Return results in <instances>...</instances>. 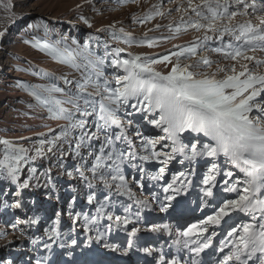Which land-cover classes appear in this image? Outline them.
<instances>
[{"label":"rangeland","instance_id":"374dc122","mask_svg":"<svg viewBox=\"0 0 264 264\" xmlns=\"http://www.w3.org/2000/svg\"><path fill=\"white\" fill-rule=\"evenodd\" d=\"M202 4L203 0H0V37L7 34L6 47L0 50V60L7 61L0 69V140L7 141L11 149L26 150L14 152L8 145L0 144V264H117L116 259H120L118 264L127 259L133 264H163L166 260L163 247L174 264H182L184 257L175 260L176 252H188L197 259L189 249L197 246L192 241L200 239L199 235H180L192 225L207 228L205 237L216 233L212 243L218 261L208 264H217L229 254L230 247L226 246L218 255L220 241L230 246L232 240L227 232L250 218L232 212L218 227L203 224L226 200L240 195L226 189L236 180L246 179L238 169L225 163L223 156L205 155L183 161L185 155L173 152L174 145L168 139H162V147L151 146L149 140L165 136L148 122L159 113L148 116L137 109L122 107L117 116L123 135L117 140L121 128L98 129V123L102 122L95 115L87 117L85 129L72 128L68 120L50 118V106L41 105L32 95L39 89L57 87L62 92L55 94V98L67 99L63 93L78 94L79 85L89 76L100 85V93L105 88L115 90L122 86L117 83L118 78L126 75L119 62L135 56L142 61L170 57L169 61L154 65L156 71L167 75L177 62L174 53L193 47L197 49L195 53L185 52L179 58L181 66L196 65L202 58L212 63H201L191 71L207 73L209 77L215 73V79L222 80L225 73L218 68L235 66L239 72L241 65L248 63L256 74L264 75V66L257 68L254 61L240 58L233 61L211 51L235 41L227 34L221 40L219 35L206 32L207 21L191 10L196 7L197 11H204L197 7ZM236 7L243 8L234 6L229 11ZM258 15L264 12L253 14L249 9L248 14L220 21L215 27L223 24L235 29L247 23L259 27ZM192 23L203 27L197 31L191 27ZM205 35L212 40L202 43ZM37 41L55 45L61 52L67 49L82 53L75 60L79 68L62 63L60 56L41 48ZM246 55L264 60V52ZM101 58L104 63L96 66L100 71L97 79L96 71L85 65L88 59ZM87 91L97 101L101 99L95 89L89 87ZM29 96L31 99L24 101ZM258 100L264 102V93ZM133 103L136 101H129ZM79 104L81 109L93 107L83 101ZM62 106L75 113L74 122L84 119L71 105ZM82 131L96 135L90 141H81ZM193 135L185 132L179 137L182 145H188L184 149L186 155H191V145L197 141L201 142L197 144L198 151L202 150V143H212L202 135L196 138ZM153 152H163L169 158L153 156ZM108 154L112 160L107 159ZM214 164L219 171L209 173ZM195 170L196 198L186 194L188 217L177 219L176 210ZM229 171L233 173L231 178L224 174ZM206 175H214L215 180L206 185ZM207 188L212 189V198L204 196ZM205 201L210 206L206 207ZM16 204L19 207L13 206ZM195 231L198 234L201 229ZM127 232L132 235L131 243ZM156 235L167 236L166 246L149 242Z\"/></svg>","mask_w":264,"mask_h":264},{"label":"snow or ice","instance_id":"6c2138e0","mask_svg":"<svg viewBox=\"0 0 264 264\" xmlns=\"http://www.w3.org/2000/svg\"><path fill=\"white\" fill-rule=\"evenodd\" d=\"M241 5L243 6L242 10L236 7L235 10L229 11L230 8ZM197 7L204 11H197L196 7L191 10L200 19L207 21L206 32L219 35L221 40L227 34L232 36L235 41V43L225 44L223 48H212V52L222 53L233 61L238 58L248 62L254 61L257 68L264 66V60L246 55L247 52H264V15L257 16L259 27L251 23L240 24L235 29L223 24L219 28L215 27L220 21L232 20L238 15L248 14L249 9L253 14L258 11L264 12V3H257L255 0L250 4L246 3V0H223V2L221 0H203V4ZM191 27L199 31L203 25L192 23ZM179 30V27L175 29L177 32ZM236 32L238 34H235ZM210 40L212 37L205 35L202 38V43ZM37 43L41 48L47 49L49 53L60 56L62 63L79 68V65L75 64V60L78 56L83 55L82 53H74L67 49L61 52L55 45L40 41ZM196 51L197 49L193 47L174 53L177 62L167 75L156 71L154 65L169 61L170 57L168 56L156 60L145 58L143 61L141 57L135 56L131 60L120 61L119 65L124 68L126 75L118 78L117 83L122 86L115 90L105 88L104 92L100 93V85L89 76L85 83L79 85L78 94L63 93L67 99L55 98V94L62 92L57 87L39 89L32 95L36 96L41 105L50 106V118L68 120L72 128L85 129L87 117L93 115L102 122L98 123V129L107 131L112 126L121 128V134L116 136L117 140H120L123 135L122 124L117 116L122 107L137 109L139 112L147 113L148 116H155L159 113L156 119L148 122L165 133L161 139L171 141L174 145L173 152L184 154L185 159L190 161L195 160L198 156L201 158L205 155L213 158L223 156L225 163H230L233 168L238 169L246 179L236 180L226 189L230 192H239L240 195L237 199L226 200L214 215L208 216L203 221V224L218 227L220 221L224 217L230 216L232 212L243 213L250 220L247 223L233 226L227 232V237L232 240L230 246L224 240L220 241L219 251L223 252L227 246L230 247V252L218 264H230L232 261H235V264H250V262L251 264H264V102L258 100L264 93V75L256 74L250 69L248 63L242 64V70L239 72L235 66L230 69L218 68L219 72L225 73V78L222 80L215 79V73L209 77L207 73L191 71L193 68H199L201 63L210 65L212 61L207 58H202L196 65L184 64L181 66L179 58L185 52L195 53ZM85 58L87 59V57ZM103 63L102 58L95 61L88 59L85 66L95 70L97 79H99L100 71L96 66ZM229 72L231 74H228ZM89 87L96 90V95L101 97L99 101L87 91ZM131 100H135L136 103L129 104ZM80 101H83L85 105L91 104L93 107L91 110L81 109ZM64 104L71 105L84 119L74 122L75 113L63 107ZM254 112L256 115H253ZM185 132L197 136L202 135L212 143H202V150L198 151L197 144L201 142L197 141L191 145V155H186L184 149L188 145H182L179 140V137ZM66 134L67 129H65ZM95 135V133L89 134L87 131H82L80 139L81 141H90ZM56 139H60V137H56ZM108 143H112L111 139L108 140ZM148 143L155 145L157 141L149 140ZM0 144L8 145V142L0 140ZM8 147L14 152L26 151L23 148L11 149L10 145ZM129 155L135 159L133 153ZM152 155L165 156L166 160L169 158L163 152H153ZM8 158L5 156V159ZM107 159L112 160V155L108 154ZM141 159L146 158L141 157ZM158 162L164 163V161ZM117 166L119 167V165ZM218 171L219 168L215 164L209 169V173ZM160 172L163 175L164 168H161ZM224 174L229 178L233 176L230 171ZM181 175L184 174L181 173ZM112 179L115 180L116 177L113 176ZM214 180V175H206L204 183L207 185ZM224 183L227 184L228 181L226 180ZM237 185L243 186L237 188ZM212 187H215V184ZM204 196L212 198V189L207 188L204 191ZM13 206L19 207L18 204ZM205 206H210L207 201H205ZM162 210L166 211V209ZM117 222L119 223V218H117ZM197 228L201 229L198 234L195 231ZM152 230L159 231V229ZM205 232H207V228H203L202 225H192L186 232L180 233L183 236L199 235L203 240L202 243L200 239L192 241L197 245L195 248L189 249L194 256L198 257L205 249L213 248L212 239L216 233H210L205 237ZM132 235H135V231ZM192 264H200V261L194 259Z\"/></svg>","mask_w":264,"mask_h":264},{"label":"bare ground","instance_id":"6f19581e","mask_svg":"<svg viewBox=\"0 0 264 264\" xmlns=\"http://www.w3.org/2000/svg\"><path fill=\"white\" fill-rule=\"evenodd\" d=\"M18 1V0H17ZM71 22H69V23H67V24H70ZM12 30V29H11ZM6 38H7V34H4V36H3V38H1L0 37V40H2L3 41V43H1L0 44V50H4L5 49V47L6 46H4L5 45V41H6ZM12 53V52H11ZM7 61H6V58H4V59H1L0 60V69L1 68H3V65L6 63ZM4 67H5V65H4ZM5 69V68H4ZM6 71V70H5ZM7 72V71H6ZM7 74V73H6ZM3 75H5V74H3ZM3 79H5V78H3ZM26 91V90H25ZM13 95V94H12ZM34 98H35V96H34ZM31 98H30V96L29 97H27L24 101H29ZM113 107H114V105H113ZM4 108V107H3ZM35 115V114H34ZM40 121V120H39ZM4 124V123H3ZM197 137V135L196 134H194L193 135V138H196ZM153 140H155V141H157V143L155 144V145H152L151 144V146H159V147H162L163 146V140L159 137V138H154ZM165 140V139H164ZM184 159H183V161L184 160H186L185 159V157H183ZM187 161V160H186ZM189 162V161H188ZM195 172H196V170L194 171V172H191L192 173V175H193V177L191 178L192 179V183H189V185L186 187V189H185V192H183V197L181 198V201H182V204H180L179 205V209L178 210H176V212H177V214H178V216L176 217L177 219H181V218H186V217H188V209L186 208V203H187V201H188V197H193V196H195L194 194H195V192H196V185H197V183H194V181H195V179H194V175H195ZM186 194H190L188 197H186L187 195ZM195 198H196V196H195ZM239 219H242V218H239ZM238 219V220H239ZM175 224H179V222L177 223L176 221L174 222ZM237 222H235V224H236ZM233 224H234V222H233ZM128 233V232H127ZM177 233V234H176ZM176 233H175V235L176 236H179L178 234L180 233L179 231H176ZM174 234V233H173ZM128 235V241H129V243H131L132 241H133V238H132V235L130 234V232L127 234ZM169 236V235H168ZM167 236H165V238H166ZM213 237H215V236H213ZM126 238V237H125ZM165 238H160L158 235H156V236H153V237H150L149 238V242L152 244H154V242H156V244L158 245V247H163V246H166V244L168 243V242H166V239ZM123 239V237H120V240H122ZM153 241H152V240ZM230 243V242H229ZM134 247V246H133ZM137 247V246H136ZM189 247V246H188ZM214 248V247H213ZM213 248H208V249H205V251L204 252H202L201 254H200V256H198L197 257V259L196 258H192L191 257V255L188 253V252H184V253H180V252H176L177 254H174V257H175V260H177L178 261V257H184L183 258V261H182V264H192V261L195 259V260H199L200 261V264H208V262H215V261H218V259H217V257H219V256H216L214 253H213ZM137 249H135V251H136ZM142 250H143V248H142ZM161 250L162 251H164L166 254H165V256H166V260H167V264H171L173 261L172 260H174V259H172V258H170L168 255H169V253L167 252V251H165V249H164V247L163 248H161ZM183 250V249H182ZM182 250H181V252H182ZM186 251V250H185ZM215 252V251H214ZM219 250H218V255H219ZM136 254H137V251L135 252ZM192 253V252H191ZM135 255V254H134ZM194 255V254H193ZM117 260V264H118V261H120V259H116ZM166 260H165V262L163 263V264H166ZM159 261V260H158ZM161 261V260H160ZM159 261V262H160ZM164 261V260H163ZM129 262H128V259L127 260H125V262H122V264H128ZM110 264V263H109ZM129 264H133L132 262H130ZM177 264H180V263H177ZM218 264V263H217Z\"/></svg>","mask_w":264,"mask_h":264}]
</instances>
